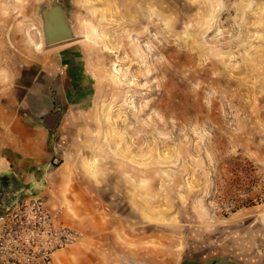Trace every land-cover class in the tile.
Instances as JSON below:
<instances>
[{
  "label": "rangeland",
  "instance_id": "rangeland-1",
  "mask_svg": "<svg viewBox=\"0 0 264 264\" xmlns=\"http://www.w3.org/2000/svg\"><path fill=\"white\" fill-rule=\"evenodd\" d=\"M52 3L0 0V80L55 88L59 216L108 264H264V0H64L48 47Z\"/></svg>",
  "mask_w": 264,
  "mask_h": 264
},
{
  "label": "crops",
  "instance_id": "crops-1",
  "mask_svg": "<svg viewBox=\"0 0 264 264\" xmlns=\"http://www.w3.org/2000/svg\"><path fill=\"white\" fill-rule=\"evenodd\" d=\"M6 74L4 78H8ZM30 74L24 72L16 77L17 82L12 88L9 87V83L0 80V178L4 183L13 179L16 186H38L47 207L50 210L59 211L62 203L60 193L48 186L40 189L42 184L38 182V179H40V172L48 171L52 165L54 157L52 133L60 121L58 112L60 107L54 100L57 94L52 93L51 89H55L53 87H49L48 90L42 89V92L34 91L31 87L32 89H28L29 93H23L22 90L27 88L25 84L20 83V80L31 77ZM39 76L34 78L36 82L40 80ZM44 79L42 77V81ZM27 110L30 115L26 112ZM52 176L54 174H50L47 182L53 181ZM59 218L61 221L67 220L68 224L63 221L67 225L76 224L83 238L75 245L57 253L55 264H108L107 250L100 246L86 247L91 243L90 241H96L93 240L92 235L97 228L91 221L78 222L75 219L77 213L70 208L62 209ZM97 243L99 244V241ZM110 255L116 257L122 255V251L120 248L118 251L110 248ZM115 260L117 261L116 258Z\"/></svg>",
  "mask_w": 264,
  "mask_h": 264
},
{
  "label": "built area",
  "instance_id": "built-area-1",
  "mask_svg": "<svg viewBox=\"0 0 264 264\" xmlns=\"http://www.w3.org/2000/svg\"><path fill=\"white\" fill-rule=\"evenodd\" d=\"M80 237L47 207L38 186H16L0 178V264H55L57 253Z\"/></svg>",
  "mask_w": 264,
  "mask_h": 264
},
{
  "label": "water",
  "instance_id": "water-1",
  "mask_svg": "<svg viewBox=\"0 0 264 264\" xmlns=\"http://www.w3.org/2000/svg\"><path fill=\"white\" fill-rule=\"evenodd\" d=\"M38 16L42 22L43 38L46 46L61 44L75 38L72 24L68 20L64 0H53L50 5H40ZM190 264H194V262ZM211 264H214V262Z\"/></svg>",
  "mask_w": 264,
  "mask_h": 264
},
{
  "label": "trees",
  "instance_id": "trees-1",
  "mask_svg": "<svg viewBox=\"0 0 264 264\" xmlns=\"http://www.w3.org/2000/svg\"><path fill=\"white\" fill-rule=\"evenodd\" d=\"M7 184H14L15 185V182H13V179H12L10 182H7Z\"/></svg>",
  "mask_w": 264,
  "mask_h": 264
}]
</instances>
